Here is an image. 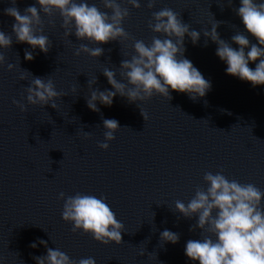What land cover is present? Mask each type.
I'll list each match as a JSON object with an SVG mask.
<instances>
[{
    "label": "water",
    "instance_id": "95a60500",
    "mask_svg": "<svg viewBox=\"0 0 264 264\" xmlns=\"http://www.w3.org/2000/svg\"><path fill=\"white\" fill-rule=\"evenodd\" d=\"M117 2L129 9L122 24L128 40L96 45L74 33L65 36L60 14L41 12L43 34L52 44L45 54L16 42L15 20L4 14L13 5L0 0V30L13 38L11 48L0 49L6 58L0 66V264H36L33 257L47 254L39 240L76 261L92 257L96 264H199L185 255L187 241L201 239L199 228L189 230L198 217L185 218L175 202L187 204L198 186L206 188L203 176L209 171L222 170L229 180L264 192V85L253 87L226 74L227 64L216 55L218 45L203 34L221 21L217 32L233 48L239 49L231 40L237 31L258 43L236 14L240 0L231 5L229 0H156L151 9L148 0H139L138 9L127 0ZM87 3L111 14L102 0ZM32 5L39 8L37 0H17L15 6L23 14ZM163 8L200 33L195 45L185 35L184 57L210 81L211 89L196 101L171 89V100L153 95L129 103L117 94L111 106L97 102L99 112L90 110L86 97L92 90L114 91L103 75L105 68L127 84L119 67L135 54L134 41L150 44L153 36L164 38L149 28L153 12ZM80 44L104 52L77 56ZM26 50L32 61L25 60ZM8 63L15 65L11 71ZM256 63L249 67L255 69ZM33 77L53 80L61 93L56 109L27 103ZM13 100L24 104L26 112ZM140 111L147 113L146 122ZM103 119L119 122L112 141H105ZM104 142L107 150L99 147ZM61 192L65 198L76 193L105 197L124 225L122 243L104 245L82 230L73 233V225L62 219ZM165 229L179 234L176 244L161 241ZM34 242L37 247H30Z\"/></svg>",
    "mask_w": 264,
    "mask_h": 264
},
{
    "label": "clouds",
    "instance_id": "9594fccd",
    "mask_svg": "<svg viewBox=\"0 0 264 264\" xmlns=\"http://www.w3.org/2000/svg\"><path fill=\"white\" fill-rule=\"evenodd\" d=\"M10 2L13 6L4 9V14L15 20L12 34L16 42L27 43L32 49L39 48L45 54L52 44L43 34L41 12L48 17L58 12L63 20L61 26L65 29V36L74 33L78 40H87L99 45L130 38L122 26L129 16V9L122 7L117 0H102L104 8L110 10L111 14L101 11L95 4L90 6L87 0H37L39 8L35 5L29 6L24 9L23 14L15 6L17 0ZM127 3L137 9L141 6L139 0H127ZM155 3L156 0H148V8H153ZM231 3L232 0H229V5ZM235 11L247 33L258 43H251L244 33L237 31L231 40L239 49L233 48L221 39L217 32V28L223 23L221 21H217L210 31L205 30L203 34L218 45L216 55L227 64L226 74L250 82L253 87L264 85V0H240V7ZM149 28L164 38L153 36L150 44L143 40L134 41L135 54L130 59L122 60L119 67L120 76L127 84L116 79L115 71L105 68L103 75L114 91L92 90L86 97L90 110L99 112L97 102L111 106L117 94L126 97L129 103L146 101L153 95L171 100V89L186 93L191 100L196 101L211 89L210 81L184 57L185 35L189 36L195 45L200 39L199 32L190 30V25L184 23L170 8L153 12ZM12 34L0 30V49L11 48ZM245 49L249 50L246 52ZM81 52L99 57L104 49L80 44L75 55L79 56ZM33 59L32 52L26 50L25 60ZM250 62L256 63L255 69L249 67ZM5 63V55L0 52V66ZM14 67L11 63L7 64L9 71ZM96 82L97 78L92 83ZM26 92L28 104H50L53 109H56L55 101L61 96L51 78L45 80L33 77ZM13 104L22 112H26L25 105L20 101L13 100ZM140 112L146 122L147 113ZM103 126L107 130L104 133L105 141L114 140V133L121 128L115 119H103ZM99 147L107 150L109 144L100 143ZM203 180L207 187L198 186L195 195L187 204L179 200L175 202L176 211L185 218L198 217L197 223L189 230H201V239L187 241L185 255L199 264H264V192L254 184L229 180L222 170L215 174L205 172ZM59 198L64 200L62 219L73 225V233L82 230L104 245L122 243L124 225L117 220L115 213L105 202V197L97 198L95 195L76 193L65 198V194L61 192ZM179 238L178 233L167 229L160 234L161 241L172 244H176ZM38 243L47 248V254L33 257L36 264H96L92 257L76 261L58 248L47 247V241L39 240ZM30 247L36 248L37 243H32ZM140 255L144 253L141 252Z\"/></svg>",
    "mask_w": 264,
    "mask_h": 264
}]
</instances>
